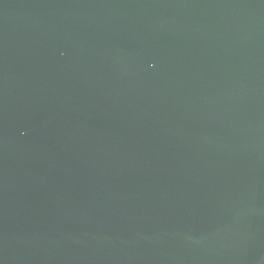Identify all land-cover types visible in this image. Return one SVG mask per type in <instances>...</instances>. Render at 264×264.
<instances>
[{"label": "water", "instance_id": "obj_1", "mask_svg": "<svg viewBox=\"0 0 264 264\" xmlns=\"http://www.w3.org/2000/svg\"><path fill=\"white\" fill-rule=\"evenodd\" d=\"M0 264H264V0H0Z\"/></svg>", "mask_w": 264, "mask_h": 264}]
</instances>
